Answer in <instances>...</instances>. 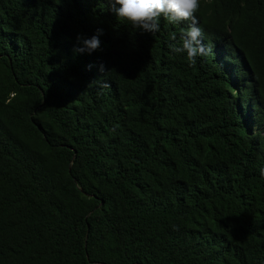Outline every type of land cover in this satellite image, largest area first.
Wrapping results in <instances>:
<instances>
[{
    "label": "trees",
    "instance_id": "trees-1",
    "mask_svg": "<svg viewBox=\"0 0 264 264\" xmlns=\"http://www.w3.org/2000/svg\"><path fill=\"white\" fill-rule=\"evenodd\" d=\"M110 8L0 0V264H264V0H200L195 64Z\"/></svg>",
    "mask_w": 264,
    "mask_h": 264
},
{
    "label": "clouds",
    "instance_id": "clouds-1",
    "mask_svg": "<svg viewBox=\"0 0 264 264\" xmlns=\"http://www.w3.org/2000/svg\"><path fill=\"white\" fill-rule=\"evenodd\" d=\"M111 5L110 10L116 18L126 21L132 27L146 33H156L160 30V20L163 18L169 23L180 21H191L187 30H183L180 35V44L170 43L169 48L175 53L185 52L190 64L196 63L197 56L207 54V49L202 43V29L198 27L196 13L200 8V0H107ZM118 5V7H117ZM102 29H97V34L85 37L78 34L73 46L74 53H92L100 48L99 35ZM170 40L176 41L175 33L170 34ZM91 67V66H89ZM99 71H104V66H99ZM99 83L101 87L108 86L106 82L91 81L90 84ZM252 109L264 114V101H253L250 103ZM248 118V123L255 131L264 133V118H256L251 112L244 113ZM261 179H264V167L258 169Z\"/></svg>",
    "mask_w": 264,
    "mask_h": 264
}]
</instances>
